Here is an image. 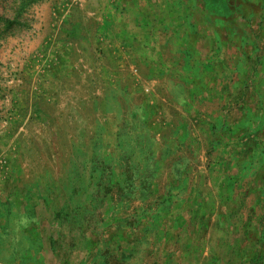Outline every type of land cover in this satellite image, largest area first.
<instances>
[{
    "label": "rangeland",
    "instance_id": "rangeland-1",
    "mask_svg": "<svg viewBox=\"0 0 264 264\" xmlns=\"http://www.w3.org/2000/svg\"><path fill=\"white\" fill-rule=\"evenodd\" d=\"M97 1L0 0V264H264V0H101L150 11L156 130L123 79L77 86Z\"/></svg>",
    "mask_w": 264,
    "mask_h": 264
},
{
    "label": "crops",
    "instance_id": "crops-1",
    "mask_svg": "<svg viewBox=\"0 0 264 264\" xmlns=\"http://www.w3.org/2000/svg\"><path fill=\"white\" fill-rule=\"evenodd\" d=\"M159 3L163 4L160 5L162 8L167 5L162 0ZM76 9L79 12L77 19L80 24L79 28L83 30L75 34L76 44L73 46L76 63L71 67L81 69L77 86L89 97H96L101 95L107 86L119 83L123 79L124 83L130 84L135 91L138 89L142 91L143 106L141 108L151 117V126L155 124L153 128L156 130L159 124L158 117H160L159 108H157L158 100L165 78L159 73L158 79H150L149 73L157 68L155 58H149L147 62L135 61L137 49L143 47L139 45L140 43H147L149 51L155 49L153 45V39L156 37L154 21L147 5L141 8L146 11L143 22L149 25L147 32L134 18V10L138 7L131 2L115 5L98 0L87 4L78 3ZM172 17L168 18L170 25L174 22ZM114 59L117 60L116 63ZM166 70L167 68L163 65L159 68L162 75L166 73ZM168 104L178 111L186 110L185 105L178 102ZM51 105L55 104L50 103L49 106ZM61 105L62 101H60ZM49 117L53 116L48 113L46 118ZM176 121L177 116H174L173 124Z\"/></svg>",
    "mask_w": 264,
    "mask_h": 264
}]
</instances>
